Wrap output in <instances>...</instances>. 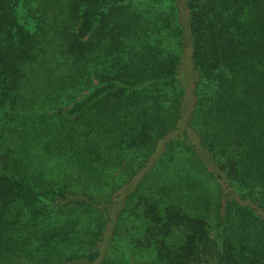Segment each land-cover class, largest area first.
<instances>
[{
	"label": "trees",
	"instance_id": "trees-1",
	"mask_svg": "<svg viewBox=\"0 0 264 264\" xmlns=\"http://www.w3.org/2000/svg\"><path fill=\"white\" fill-rule=\"evenodd\" d=\"M0 264H264V0H0Z\"/></svg>",
	"mask_w": 264,
	"mask_h": 264
},
{
	"label": "rangeland",
	"instance_id": "rangeland-1",
	"mask_svg": "<svg viewBox=\"0 0 264 264\" xmlns=\"http://www.w3.org/2000/svg\"><path fill=\"white\" fill-rule=\"evenodd\" d=\"M193 138V137H192Z\"/></svg>",
	"mask_w": 264,
	"mask_h": 264
}]
</instances>
